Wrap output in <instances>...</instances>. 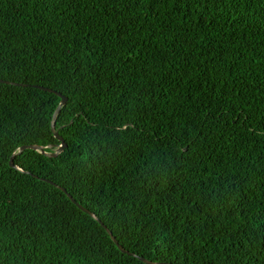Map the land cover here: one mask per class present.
<instances>
[{"label": "trees", "instance_id": "16d2710c", "mask_svg": "<svg viewBox=\"0 0 264 264\" xmlns=\"http://www.w3.org/2000/svg\"><path fill=\"white\" fill-rule=\"evenodd\" d=\"M0 79V264H264V0H0Z\"/></svg>", "mask_w": 264, "mask_h": 264}, {"label": "water", "instance_id": "95a60500", "mask_svg": "<svg viewBox=\"0 0 264 264\" xmlns=\"http://www.w3.org/2000/svg\"><path fill=\"white\" fill-rule=\"evenodd\" d=\"M0 81H5V80H2L0 79ZM5 82H9V81H5ZM11 83H14V82H11ZM14 84H20V85H26V84H21V83H14ZM39 88L43 89V90H47V91H52L54 93H56L59 97H60V101L53 113V117H52V120H51V130L53 132V135L54 137L60 141V144L57 145V147L54 148L53 151L51 152H47L45 151V147H51L52 144H49L47 146H42V145H38V144H26V145H21L17 148V150L15 152L12 153V155L10 156V159H9V165L11 167H14V168H18L14 163H13V156L16 155V154H19L21 151H23L24 149L26 148H30V149H33V150H37L39 151L40 153L42 154H45V155H48V156H55L57 155L58 153H60L64 146H65V142L62 138L61 135L58 134V131L57 129L55 128V118H56V115L58 114L61 106L65 103L66 101V96H64L63 94H61L60 92L58 91H55L51 88H48V87H43V86H39ZM22 171V170H21ZM37 177V176H36ZM47 182L55 185L56 187H58L60 190H62L67 196L68 198L79 208L81 209L82 211L86 212L87 214H89L90 216H92L93 218H95L101 225L102 227L106 230V232L108 233V235L110 236V238L112 239V241L116 244V246L122 251V252H125L127 254H130L132 255L133 253L127 251L126 249H124L119 243L118 241L116 240L115 236L112 234V232L106 227V225L96 216V214H94V212L90 211L88 208L82 206L80 203H78L67 191L64 187L54 183L53 181H50L48 179H45ZM141 260H143L144 262L148 263V264H156L148 259H145L143 257H139ZM164 264H170V263H164Z\"/></svg>", "mask_w": 264, "mask_h": 264}]
</instances>
